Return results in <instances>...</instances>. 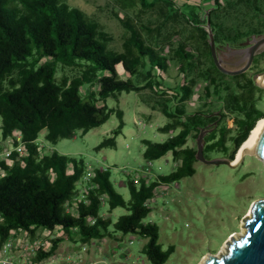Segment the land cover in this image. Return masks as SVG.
Here are the masks:
<instances>
[{
  "label": "trees",
  "instance_id": "16d2710c",
  "mask_svg": "<svg viewBox=\"0 0 264 264\" xmlns=\"http://www.w3.org/2000/svg\"><path fill=\"white\" fill-rule=\"evenodd\" d=\"M140 1L143 5L152 4ZM156 1L174 5L171 0ZM221 8L220 0H213V6L203 15L210 21L216 50L223 46L238 48L254 36L264 35V9L257 7L261 11L257 25L227 27L214 17ZM116 16L125 28L121 50L110 47L114 39L111 33L65 0H0V133L2 137L20 133L26 149V154L18 159L12 155L10 164L0 162L6 169V175L0 178L1 242L18 229L30 236L38 228H58L63 232L62 236L51 238L47 247H40L34 260L52 254L65 238L86 243L119 232L148 237L142 251L151 264H165L174 247L163 250L157 241V225L144 222L151 209L147 201L153 197L155 187L195 172L196 137L202 127L212 128L204 135V155L208 158L207 153L217 150L233 159L256 121L264 117L253 97L258 88L254 79L249 77L242 84L237 83L239 88L218 79L217 75H228L215 66L205 25H198L211 67L208 73L198 76L206 81V91L212 88L222 95L226 114L235 116V133L227 137L228 128L218 117L224 113L185 110L183 102L192 94L195 82L188 76L175 93L179 105L168 104L167 99L157 100L159 110L168 118L158 129L177 133L163 141L142 140L145 159H157L171 151L178 161L177 168L159 175V181L150 184L139 179L137 186L135 180L128 179V199L113 189L108 170L95 169L94 185L88 189L86 201H72L86 163L82 157L39 148L34 142L40 133L44 130V139L56 143L74 136L76 131L85 133L102 125L113 110L106 104L109 96L146 88L159 95L161 79L169 68L170 59L147 37H153L157 26L153 29L128 16ZM260 57H264V49L256 54L254 64ZM171 60L187 75L201 69L183 42L174 49ZM64 69L71 72L64 73ZM243 74L230 76L237 78ZM116 115L118 126L97 148L116 146V136L123 124L122 111L116 109ZM189 138L195 140V145H187ZM49 171L55 172L52 180L47 175ZM102 195L109 211L119 206L127 212L115 221L102 215ZM66 200H70L71 210H67ZM91 218L95 219L93 223Z\"/></svg>",
  "mask_w": 264,
  "mask_h": 264
},
{
  "label": "rangeland",
  "instance_id": "374dc122",
  "mask_svg": "<svg viewBox=\"0 0 264 264\" xmlns=\"http://www.w3.org/2000/svg\"><path fill=\"white\" fill-rule=\"evenodd\" d=\"M148 1L152 4L143 5L140 0H65L68 5L79 8L89 19L111 33L114 39L110 47L115 50H121L125 35V28L116 14L119 17L128 16L149 27H158L153 28V37L146 35L154 40L162 55L170 59L168 71L163 74L160 89L157 90L159 95L148 88L122 91L116 97L109 96L106 99V104L113 110L102 125L85 133L76 131L74 136L60 139L56 143L44 139V130L38 137V142L44 143L48 149L68 156L82 157L85 163L91 164L94 169L102 167L108 170L113 189L124 199L130 197L128 179L135 180L137 186L139 179L144 180L145 184H150L159 181V175L168 174L177 168L178 161L173 158L171 151L157 159H145L142 155V140L163 141L171 134L177 133V130L162 132L158 129L168 118L159 110L157 100L167 99L168 104L179 105L175 93L180 91L179 86L182 83L187 82L188 76L195 82L192 94L183 102L185 110H202L217 113L216 115L224 113L220 119L222 125L225 124L228 128L227 137L236 131L235 116L226 114L222 95L214 93L212 88L206 91V81L198 76L208 73L211 69L197 27L206 24L203 15L213 6V0H171L174 3L171 6L156 0ZM220 2L222 8L214 17L227 27L236 24L241 27L248 24L257 25L261 16L257 7L264 9V0ZM180 42L185 43L186 50L193 55V60L199 65L201 72L198 69L191 70L187 75L176 68L171 59L174 58V49ZM248 42L250 41L245 44ZM229 50L231 48L223 46L217 49V53L223 58ZM241 63L239 59L224 66L236 68ZM263 70L264 57H260L243 76L233 78L227 74L225 77H217L223 79L225 84L239 88L237 83L242 84L249 77L255 79ZM65 72L68 74L71 71L64 69ZM122 76L125 77L123 74ZM253 95L257 99V108L264 112V88H255ZM116 109L122 111L123 122L121 133L116 136V146L97 148L100 141L110 135V131L119 124ZM187 145H195V140L189 138ZM236 154L237 152L235 156ZM207 156L220 157L222 153L214 150L207 153ZM236 162L237 165L231 167L224 163L210 164L196 159L193 162L195 172L192 175L155 187L153 197L147 201L151 209L144 222L157 225V241L163 250L170 245L174 247L165 264H199L208 254L217 255L228 237L242 230L241 220L248 212L251 202L264 198V161L254 153L245 152ZM47 175L52 180L55 172L49 171ZM126 212L125 208L119 206L109 211L105 204L101 209L102 215L110 216L113 221ZM23 232L19 231L11 236L14 256L23 253L27 255L24 252ZM53 234L48 235L45 229L38 228L33 236L28 234V237L50 242L51 238L62 236L63 232ZM147 241L148 237L135 233L114 232L113 237L91 239L86 243L65 238L59 243L56 251H76L80 250L81 244H85L87 248L83 252L84 263L151 264L142 251Z\"/></svg>",
  "mask_w": 264,
  "mask_h": 264
},
{
  "label": "water",
  "instance_id": "95a60500",
  "mask_svg": "<svg viewBox=\"0 0 264 264\" xmlns=\"http://www.w3.org/2000/svg\"><path fill=\"white\" fill-rule=\"evenodd\" d=\"M205 29L213 62L217 69L225 74L235 75L245 72L251 66L255 54L264 49V35L254 36L249 45L231 49L232 54L241 55L242 63L236 68H226L223 58L217 53L208 17ZM254 82L258 87L264 88V72L257 75ZM211 129V127L200 129L196 137V159L205 163H224L235 167L237 165L236 157L233 159L226 156L207 158L204 155V135ZM245 152L254 153L264 161V119L259 120L256 124L246 143ZM241 229L239 233L228 237L217 255L208 254L201 259L199 264H264V198L251 202L248 212L241 220Z\"/></svg>",
  "mask_w": 264,
  "mask_h": 264
},
{
  "label": "built area",
  "instance_id": "2783aa9c",
  "mask_svg": "<svg viewBox=\"0 0 264 264\" xmlns=\"http://www.w3.org/2000/svg\"><path fill=\"white\" fill-rule=\"evenodd\" d=\"M39 148L48 149L47 146L38 142V138L35 142ZM26 154V149L24 143L22 141L20 133H14L13 135H9L7 137L0 136V162L4 161L6 164H10L12 159L11 156L15 155L16 159L22 157ZM149 164H151L149 162ZM101 170H105L104 168H99ZM95 169L91 164H86L85 172L77 182V192L74 194L71 199L72 201H86V195L88 189H91L94 185L93 176ZM6 175V169L3 168L0 164V178ZM102 203H105V196H101ZM67 210H71L70 200H66L65 202ZM94 218L90 219V222H94ZM47 234L58 233L60 230L55 228L53 230H48ZM24 231L21 229L14 230L11 234L1 242L0 238V264H88L84 263L83 252L86 251V245L81 244L80 250H72L68 252H58L54 251L52 254L43 257L39 260H34L33 257L36 255L38 249L40 247H47L49 242H41L39 239H30L28 237V233L24 231L25 236V244H24V252L26 254H18L17 256L13 255V244L11 240V236L17 234L18 232ZM54 236V234L52 235Z\"/></svg>",
  "mask_w": 264,
  "mask_h": 264
},
{
  "label": "flooded vegetation",
  "instance_id": "af4514ba",
  "mask_svg": "<svg viewBox=\"0 0 264 264\" xmlns=\"http://www.w3.org/2000/svg\"><path fill=\"white\" fill-rule=\"evenodd\" d=\"M250 44V42H248L247 44H245V45H243V46H241V47H245V46H247V45H249ZM238 48H240V47H238ZM235 49V48H234ZM235 56H237V57H235ZM255 57H256V54H255V56H254V58H253V61H252V63H251V66L254 64V59H255ZM241 60V55H233L232 53H231V50H229L225 55H224V57H223V64L224 65H227V64H233L234 62H236V61H238V60ZM250 66V67H251ZM262 72H264V70L262 71ZM261 73V72H260ZM255 80V79H254ZM221 115H219L218 117H220ZM215 123V125L217 124V121H215L214 122Z\"/></svg>",
  "mask_w": 264,
  "mask_h": 264
},
{
  "label": "bare ground",
  "instance_id": "6f19581e",
  "mask_svg": "<svg viewBox=\"0 0 264 264\" xmlns=\"http://www.w3.org/2000/svg\"><path fill=\"white\" fill-rule=\"evenodd\" d=\"M262 119H264V117H261V118H259V119L256 121L254 127H253V128L251 129V131L249 132L247 138L243 141V143H242V144L240 145V147L238 148L237 154H236V156H235V157H236V160H237L239 157H241L242 154L245 153L246 143H247V141H248V139H249L251 133L253 132V130H254L256 124L259 122V120H262Z\"/></svg>",
  "mask_w": 264,
  "mask_h": 264
}]
</instances>
